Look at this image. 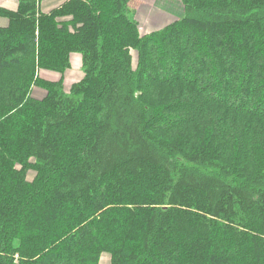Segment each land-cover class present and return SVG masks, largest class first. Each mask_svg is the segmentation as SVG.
<instances>
[{
	"label": "trees",
	"instance_id": "16d2710c",
	"mask_svg": "<svg viewBox=\"0 0 264 264\" xmlns=\"http://www.w3.org/2000/svg\"><path fill=\"white\" fill-rule=\"evenodd\" d=\"M133 1L0 7V264H264V0Z\"/></svg>",
	"mask_w": 264,
	"mask_h": 264
},
{
	"label": "rangeland",
	"instance_id": "374dc122",
	"mask_svg": "<svg viewBox=\"0 0 264 264\" xmlns=\"http://www.w3.org/2000/svg\"><path fill=\"white\" fill-rule=\"evenodd\" d=\"M132 11L134 17L140 24V29L143 34H148L156 30H160L173 23L182 15V5L180 0H134L132 5ZM72 68L82 70V57L79 53L72 55ZM44 75L59 78L60 73L44 71ZM44 80V79H43ZM67 87L73 82H67ZM39 92L43 94L39 95ZM46 95V91L39 87L32 89V96L36 99H43ZM29 179H33L34 172L28 174Z\"/></svg>",
	"mask_w": 264,
	"mask_h": 264
},
{
	"label": "crops",
	"instance_id": "0c3cea01",
	"mask_svg": "<svg viewBox=\"0 0 264 264\" xmlns=\"http://www.w3.org/2000/svg\"><path fill=\"white\" fill-rule=\"evenodd\" d=\"M68 0H42L41 2V10L43 12H50L51 10L61 6L63 3H65ZM19 5V0H0V7H3L8 10H17ZM7 24V20L0 18V27H4ZM82 64V63H81ZM53 72V71H51ZM40 76L42 79L48 81V82H59L62 78L61 74L59 78H54L52 76H45L44 71H41ZM83 77V71L78 69L72 68V58H71V69L66 73L65 75V82H78ZM67 84V83H66ZM43 94L42 92H39V95Z\"/></svg>",
	"mask_w": 264,
	"mask_h": 264
}]
</instances>
